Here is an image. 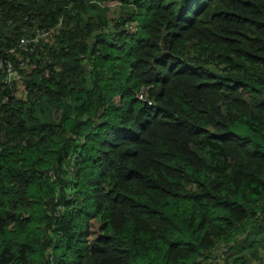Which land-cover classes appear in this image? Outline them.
<instances>
[{"label": "trees", "instance_id": "trees-1", "mask_svg": "<svg viewBox=\"0 0 264 264\" xmlns=\"http://www.w3.org/2000/svg\"><path fill=\"white\" fill-rule=\"evenodd\" d=\"M175 4L0 0V264H264V0Z\"/></svg>", "mask_w": 264, "mask_h": 264}, {"label": "built area", "instance_id": "built-area-1", "mask_svg": "<svg viewBox=\"0 0 264 264\" xmlns=\"http://www.w3.org/2000/svg\"><path fill=\"white\" fill-rule=\"evenodd\" d=\"M51 31H52V29H50V30L36 29L35 34L26 35V36L22 37L21 39H19V45L24 47L25 49H29V50L33 51L34 48L36 47V44L38 43L39 39L41 37L48 35ZM12 51H14V49L9 50V52H12ZM4 65L6 66V70H7L5 81L9 82V81L17 80L20 78V73L13 67V64L10 61H7V60L2 61L0 59V67L4 66ZM222 251L223 252L226 251V248L222 247Z\"/></svg>", "mask_w": 264, "mask_h": 264}, {"label": "rangeland", "instance_id": "rangeland-1", "mask_svg": "<svg viewBox=\"0 0 264 264\" xmlns=\"http://www.w3.org/2000/svg\"><path fill=\"white\" fill-rule=\"evenodd\" d=\"M183 1H185V0H175V2H176L175 6L177 8L180 7ZM98 6H99L98 7V10H99L100 13H102V15H105V13H106L105 11H103V8L105 6H107V7L109 6V7H113L114 8V6L111 4V2H107V4H105V5L104 4H101V5H98ZM67 104H68L67 100H64V105H67ZM41 106L43 107V104ZM35 110L36 111H34L33 117H36V115H38L39 106H36ZM71 170H72V168L69 169V171H71ZM81 239H84V238H81ZM218 252H219V250L216 251V253H218ZM59 254H61V251L59 252ZM201 264H218L217 263V258L215 257V259L212 258V259H209V260H207V259L206 260H203V261H201Z\"/></svg>", "mask_w": 264, "mask_h": 264}, {"label": "water", "instance_id": "water-1", "mask_svg": "<svg viewBox=\"0 0 264 264\" xmlns=\"http://www.w3.org/2000/svg\"><path fill=\"white\" fill-rule=\"evenodd\" d=\"M162 41H164V36L162 37ZM162 48L164 49V45L162 46Z\"/></svg>", "mask_w": 264, "mask_h": 264}]
</instances>
